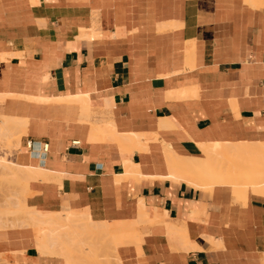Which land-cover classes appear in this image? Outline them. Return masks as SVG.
Listing matches in <instances>:
<instances>
[{
    "label": "crops",
    "instance_id": "1",
    "mask_svg": "<svg viewBox=\"0 0 264 264\" xmlns=\"http://www.w3.org/2000/svg\"><path fill=\"white\" fill-rule=\"evenodd\" d=\"M0 115L24 120L0 155L43 171L28 208L145 216L118 264H264V194L167 176L169 151L205 158L202 145L264 161V0H0ZM0 228L9 264H65L34 227Z\"/></svg>",
    "mask_w": 264,
    "mask_h": 264
},
{
    "label": "bare ground",
    "instance_id": "2",
    "mask_svg": "<svg viewBox=\"0 0 264 264\" xmlns=\"http://www.w3.org/2000/svg\"><path fill=\"white\" fill-rule=\"evenodd\" d=\"M31 1L34 3L37 2V0ZM79 99V103L81 104L83 101H81V98ZM85 105L86 104H81L82 108H86H83L84 111L88 110ZM84 116L85 115H83V117ZM1 117L2 115H0V118ZM23 122L24 120L20 117H2V120H0V139L2 138L8 141L6 144V141L1 139L2 142L7 145H4L6 147H4L5 149L3 148L4 150L7 149L9 150L8 152H10L11 147H15L19 144L21 135L19 133L24 132L22 129L24 126ZM16 133H18V137L14 145L11 141L13 139L10 138L16 135ZM111 133H113V131H111ZM95 134L93 133V135ZM141 138L140 135L132 134L127 140L132 144H137L139 147L142 140ZM9 141H11L13 146ZM201 147L203 153H205V158H181L169 151L167 154L169 175L167 176L175 181L184 180L187 184L200 189L210 190L215 184H227L231 185L234 191H239L243 194L248 188H251V192L264 194V161L262 157L259 163L256 159H253L254 154L252 153V145L226 146L223 144H210L202 145ZM16 149L17 148L14 150ZM5 152L0 155V168H6L5 170L0 169V176L2 174L1 177L4 179L6 177L5 180H7V178L8 181L11 179L13 183H18L21 187H25L29 179L35 176L37 177L38 174L43 172L41 169L33 168L31 165H21L13 162L14 160H10ZM10 154L11 153H9V155ZM8 168L9 170H7ZM126 168L128 174H133V169L130 167ZM15 186L17 185L15 184ZM25 188H27V186ZM16 189V195L13 194L14 196L12 197L8 195V197H6L8 199L5 198V203H7L8 206L3 207V205H7L4 203L0 207V227L6 228L15 225H28L34 227L38 251L42 254L59 256L65 261V264H105L109 260L110 264H112L111 262L118 264L120 258L116 255L117 246L124 242L137 241L139 237L138 233L140 232L137 233L138 230H136V228L139 224L144 223L146 219L145 216H141L137 221L126 224L115 223L111 225L92 222L87 216L71 210L45 216V214L42 215L28 208L25 205V197L22 196L23 194L20 195L21 192L18 194ZM2 195H4V193ZM6 195L7 194L3 197ZM9 199L10 201H8ZM9 213L10 215L16 216V218L14 217L12 219V216L9 221L8 218L6 221L5 216L9 215ZM3 214L7 215L4 216ZM39 225L42 227H39ZM177 233L179 234V231Z\"/></svg>",
    "mask_w": 264,
    "mask_h": 264
},
{
    "label": "rangeland",
    "instance_id": "3",
    "mask_svg": "<svg viewBox=\"0 0 264 264\" xmlns=\"http://www.w3.org/2000/svg\"><path fill=\"white\" fill-rule=\"evenodd\" d=\"M19 134H22V132L21 133H19ZM17 137H18V133H16V135H14V136H12L10 139H13V140H11L12 141V143L14 144V143H16V141H17ZM2 139V138H1ZM0 139V148H4L5 146H7V145H5V143L7 144L8 143V141H6L5 139H2L3 141H6L5 143H3L2 142V140ZM11 141H9V143L10 144H12L11 143ZM13 144H12V146H13ZM5 145V146H4ZM15 145V144H14ZM17 145V144H16ZM11 147V146H10ZM15 147H17V146H15ZM6 148V147H5ZM11 148H14V146L13 147H11ZM0 169H4L3 167L2 168H0ZM6 169V168H5ZM4 169V170H5ZM4 170H2V171H4ZM7 170H9V168L7 169ZM2 171H1V173H2ZM5 172V171H4ZM8 172V171H7ZM1 176H2V174H1ZM0 176V184H2V183H4L5 181V183L4 184H2V185H0V207L5 203V198L6 197H8V195H9V197H12V192H13V190L12 189H16V187H15V184L17 185V187H19V192H18V194L21 192V194L20 195H22L23 194V188L24 187H21L20 186V184H18V183H13L12 182V180L10 179L9 181H8V178H7V180H5L6 179V177H5V179L3 178V177H1ZM11 181V182H10ZM2 182V183H1ZM8 182V183H7ZM7 183V184H6ZM6 185H7V187H6ZM9 185V186H8ZM4 186V187H3ZM22 190V191H21ZM235 192V194L237 193V194H240L241 196H244L245 195V193L243 194L242 192L240 193L239 191H234ZM4 193V195L5 194H7L5 197H3L4 195H2ZM22 196H24V194L22 195ZM19 197V196H18ZM25 197V196H24ZM6 199H8V198H6ZM8 201H10V199L8 200ZM5 204H7V203H5ZM4 206H8V204L7 205H3V207ZM4 209V208H3ZM1 210V209H0ZM3 213V212H2ZM4 215V214H3ZM5 215H7V214H5ZM4 215V216H5ZM13 216V217H12ZM12 217V219L15 217L16 218V216H14V215H10V213H9V215H7V216H5V220L7 221V218H8V221L10 220V218ZM11 219V220H12ZM41 225H39V227H40ZM42 227V226H41ZM0 264H9V262L7 261V258L6 257H4V256H0Z\"/></svg>",
    "mask_w": 264,
    "mask_h": 264
},
{
    "label": "built area",
    "instance_id": "4",
    "mask_svg": "<svg viewBox=\"0 0 264 264\" xmlns=\"http://www.w3.org/2000/svg\"><path fill=\"white\" fill-rule=\"evenodd\" d=\"M74 143H75V142H74ZM42 148H43V150H46V149H47V145L44 144V145L42 146Z\"/></svg>",
    "mask_w": 264,
    "mask_h": 264
}]
</instances>
